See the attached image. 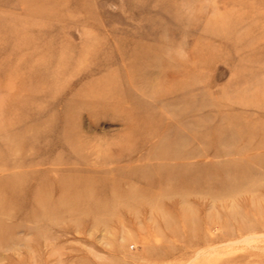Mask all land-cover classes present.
<instances>
[{
    "label": "rangeland",
    "instance_id": "obj_1",
    "mask_svg": "<svg viewBox=\"0 0 264 264\" xmlns=\"http://www.w3.org/2000/svg\"><path fill=\"white\" fill-rule=\"evenodd\" d=\"M0 264H264V0H0Z\"/></svg>",
    "mask_w": 264,
    "mask_h": 264
}]
</instances>
